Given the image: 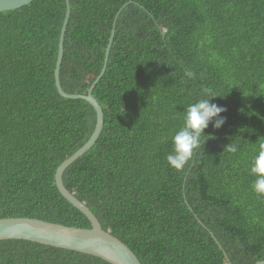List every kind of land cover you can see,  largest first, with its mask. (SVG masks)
<instances>
[{
  "label": "trees",
  "instance_id": "obj_1",
  "mask_svg": "<svg viewBox=\"0 0 264 264\" xmlns=\"http://www.w3.org/2000/svg\"><path fill=\"white\" fill-rule=\"evenodd\" d=\"M59 80L92 89L103 109L94 145L63 173L104 230L141 264H253L264 259V197L249 162L264 142V0H69ZM66 0L0 12V218L89 228L55 185L90 138L96 111L61 96L54 71ZM117 15V18L115 19ZM186 72L193 73L189 78ZM227 109L183 171L166 155L184 109ZM206 140L203 144V141ZM235 144L237 152L227 150ZM0 264H110L37 242L0 241Z\"/></svg>",
  "mask_w": 264,
  "mask_h": 264
},
{
  "label": "water",
  "instance_id": "obj_2",
  "mask_svg": "<svg viewBox=\"0 0 264 264\" xmlns=\"http://www.w3.org/2000/svg\"><path fill=\"white\" fill-rule=\"evenodd\" d=\"M33 0H0V12L10 11L28 5ZM65 19L62 24L56 67L54 71L55 84L59 94L70 99H84L89 102L96 111V124L90 138L75 153L62 161L55 172V185L61 195L74 207L79 209L90 221L89 228L67 226L30 217H5L0 218V241L19 239L37 242L53 247L69 249L85 254H90L109 262L110 264H141L133 250L119 238L104 230L99 219L91 209L71 193L63 183L65 169L79 156L88 151L98 139L103 127V109L96 98L92 95V89L105 71L109 55V49L114 36L111 31L105 50L104 65L97 78L90 85L86 94H69L63 90L59 80V67L64 53V36L70 16L69 0H66ZM117 18V15L115 19ZM228 264H232L228 261ZM253 264H264V259Z\"/></svg>",
  "mask_w": 264,
  "mask_h": 264
},
{
  "label": "clouds",
  "instance_id": "obj_3",
  "mask_svg": "<svg viewBox=\"0 0 264 264\" xmlns=\"http://www.w3.org/2000/svg\"><path fill=\"white\" fill-rule=\"evenodd\" d=\"M191 78L193 73L186 72ZM217 95L205 90V98L198 99L184 109L183 126L172 137V150L166 155V161L171 168L183 171L192 160L194 153L201 147V138L205 129L211 124L213 128L219 129L225 123V117L221 114L226 108L211 103V99ZM206 140L203 141V144ZM227 150L235 153L238 148L235 144H228ZM249 174L254 178L251 184L252 190L264 197V142L260 143L256 154L249 162Z\"/></svg>",
  "mask_w": 264,
  "mask_h": 264
}]
</instances>
